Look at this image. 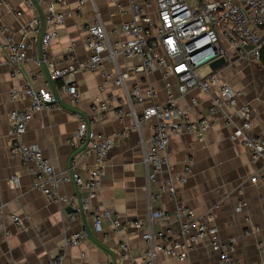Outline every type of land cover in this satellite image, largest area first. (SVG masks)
Instances as JSON below:
<instances>
[{
  "label": "crops",
  "instance_id": "crops-1",
  "mask_svg": "<svg viewBox=\"0 0 264 264\" xmlns=\"http://www.w3.org/2000/svg\"><path fill=\"white\" fill-rule=\"evenodd\" d=\"M4 1L0 5V22L7 29V34L20 39L22 27L36 16V12L22 0ZM136 1L144 5V0ZM77 2L69 0L68 9L75 10ZM95 5L111 39L116 40L117 37L112 35L115 29L132 19L129 0H96ZM94 7L84 5L81 12H75L58 29L50 54L61 65L71 61L72 48L79 62L89 58L85 48L86 30L95 19ZM18 11L22 16L16 15ZM149 11L155 16L153 7H149ZM6 36V33L0 32V214L3 216L0 222V264H48L50 259L62 253L66 239L81 230H89L90 235L78 246L67 250L64 264H133L148 249L142 237L146 230L134 229L133 223L140 220L144 222L145 229L149 228L156 234L163 233L168 239L179 238L183 219L174 216L166 220L151 218V213L157 209L173 213L178 204L190 208L197 220H204L213 214L220 239L223 242L232 237L237 239L234 259L240 264H262L263 249L260 245L264 243V182L252 183L251 179H260L264 160L252 161L248 149L240 141L231 139L232 130L224 123V112L209 117L211 97L197 89L178 98V104L194 119L209 117L214 125L204 138L191 133L174 135L167 150L169 166L157 176L155 183L148 181V169L142 161L143 146L153 136L154 122H143L140 131L130 129L131 121L126 119L121 122L114 112L117 103L109 102L110 110L95 123L93 129L96 133L116 138L104 167L100 192L90 200L88 209H84L83 214L69 213L68 206L51 202L35 190L33 175L28 167L19 158L10 155L9 113L26 108L29 102L10 101L11 89L24 87L25 78L24 74L15 75V68L1 50ZM120 39L124 40L123 36ZM36 56L37 46L34 45L28 52L29 60L24 72L32 75L37 86H43L50 82L49 75L44 67L36 66L33 61ZM137 62L118 57V67L122 71ZM103 69L115 75L113 64L105 62ZM219 71L221 80L240 92L237 105L228 109L233 121L242 123V108L249 105L252 109V133L264 138V62L250 65L228 63ZM76 79L81 93L76 109L64 100L54 110L35 115L23 137L25 143L38 144L44 157L51 161L58 173L63 174L69 171L71 160L77 159L76 149L69 144L70 137L78 129L77 112L90 116L94 101L106 99L111 93L120 98L124 94L123 89L113 82L102 90L104 79L101 70L81 71ZM134 84H140L142 89L151 84L157 92L156 101H165L166 93L159 70L151 72L148 77L132 75L127 79L126 86L130 88ZM193 99L197 103L194 104ZM142 111V106L135 107L136 113ZM126 128H129L128 132ZM94 162L93 154L79 159L78 171L83 177L88 176L87 172ZM188 166L189 172L182 182ZM14 175L21 177L18 187H11L8 183ZM169 183L177 188L176 199L160 192L162 185ZM61 190L63 194L77 198L88 195L86 190L78 191L72 183L64 184ZM106 212L111 219L104 215ZM14 215L20 217L21 227L13 222ZM98 215L103 216V226L100 232H95L93 222ZM116 217L122 223L120 227L113 225ZM255 228L259 231L245 235V231ZM191 232L194 233L195 229ZM124 243L129 246L127 253L121 247ZM192 245L193 250L187 259L160 254L155 264H220L209 237Z\"/></svg>",
  "mask_w": 264,
  "mask_h": 264
},
{
  "label": "built area",
  "instance_id": "built-area-1",
  "mask_svg": "<svg viewBox=\"0 0 264 264\" xmlns=\"http://www.w3.org/2000/svg\"><path fill=\"white\" fill-rule=\"evenodd\" d=\"M22 1L36 12V16L22 27L20 39L7 34V29L0 22V32L7 35L1 50L9 64L15 68V75L24 74L25 78L24 87L11 89L10 101L29 102L26 108L14 109L9 113L10 155L19 158L28 167L33 175V188L49 201L71 207L76 214H80V206L83 210L88 209L90 200L98 196L104 167L116 136L96 133L93 126L108 113L109 102L117 103L114 112L121 122L126 119L131 121L130 129L140 131L143 122H154L151 140L147 145L142 142V161L148 169L150 183H155L157 176L169 166L167 150L172 137L191 133L204 138L214 125L209 117H214L219 112H224V123L232 130L231 139L240 141L248 149L252 161L264 160V138L252 133L251 107L247 104L243 106L242 123L236 124L233 121L228 109L237 105L240 92L228 82L222 81L221 70L219 71L228 63L250 65L264 62V0H144L143 6L136 0H129L132 19L115 29L112 35L117 37L116 40L111 39L100 20L96 0H78L75 10L68 9L69 0ZM4 3V0H0V5ZM86 4L95 6V19L86 30L85 48L89 58L79 62L74 57L72 48L71 61L61 65L50 54L51 44L58 37V29L66 19L75 12H81ZM149 7L155 9V21ZM16 15L20 17L22 13L18 11ZM34 45L37 46V56L33 61L36 66L44 67L49 75L50 82L43 86H37L32 75L24 72V66L29 60L28 52ZM119 56L138 62L122 71L118 67ZM222 58L226 61L224 66L212 70L211 64ZM105 62L113 64L115 75L103 69ZM205 68L209 72L201 71ZM99 70L104 79L102 90H106V86L113 82L123 89V97L111 93L106 99L94 101L90 116L74 111L77 112L78 129L70 137L69 144L76 149L77 159L71 160L67 173H58L51 161L44 157L38 144L24 142L28 124L35 115L59 107V100L62 104L66 100L68 106L76 109L81 96L77 74L81 71ZM155 70L161 72L165 101H156L157 92L151 84L146 89H142L140 84H134L130 88L126 86L127 79L132 75L148 77ZM195 89L211 97L209 117L194 119L179 106L178 98ZM193 103H197L196 99H193ZM136 106L143 107L142 113L135 112ZM87 154H93L95 162L88 170V176L83 177L78 171L79 159ZM189 169V166L185 169L182 182L186 180ZM20 181V175H14L9 178L8 183L11 187H18ZM251 182H264V169L260 179L253 177ZM66 183H72L78 191L86 190L87 197L77 198L63 194L61 189ZM160 192L177 198L175 184L162 185ZM104 215L111 219L108 212ZM171 216L183 219L179 238L168 239L163 233L156 234L149 228L145 229L144 222L140 220L133 223L134 229L146 230L142 237L148 244L141 259L133 264H155L160 254L185 260L193 250L192 244L205 237L210 238L211 248L218 254L220 264H240L234 259L237 239L232 237L227 242L220 239L213 223V214H209L204 220H197L194 212L183 204H178L173 213L162 209L151 213L153 219L166 220ZM2 218L0 214V222ZM12 220L21 227L19 216H12ZM102 221L103 216L95 217V232L102 230ZM112 222L115 227L122 224L117 217ZM193 228L194 233L191 232ZM254 231L259 230L255 228L245 231V235ZM88 236L85 230L71 234L66 239L62 253L50 259L48 264H64L67 250L78 246ZM260 246L263 249L264 264V243ZM121 247L125 253L129 251L126 243Z\"/></svg>",
  "mask_w": 264,
  "mask_h": 264
},
{
  "label": "water",
  "instance_id": "water-1",
  "mask_svg": "<svg viewBox=\"0 0 264 264\" xmlns=\"http://www.w3.org/2000/svg\"><path fill=\"white\" fill-rule=\"evenodd\" d=\"M225 63H226V61H225L224 58L219 59V60H217V61H215L214 63L211 64V68H212V70H217L220 67L224 66ZM59 102H60V104H62V101L61 100H59ZM67 211L69 213H75V210L73 208H71V207H68L67 208ZM80 212H81V214L84 213V210H83L82 206H80ZM87 232L90 235L89 230H87Z\"/></svg>",
  "mask_w": 264,
  "mask_h": 264
},
{
  "label": "rangeland",
  "instance_id": "rangeland-1",
  "mask_svg": "<svg viewBox=\"0 0 264 264\" xmlns=\"http://www.w3.org/2000/svg\"><path fill=\"white\" fill-rule=\"evenodd\" d=\"M153 20L155 21L156 20V15L155 16H153ZM207 68H205V69H203V70H201V71H205Z\"/></svg>",
  "mask_w": 264,
  "mask_h": 264
},
{
  "label": "trees",
  "instance_id": "trees-1",
  "mask_svg": "<svg viewBox=\"0 0 264 264\" xmlns=\"http://www.w3.org/2000/svg\"><path fill=\"white\" fill-rule=\"evenodd\" d=\"M263 60H264V57H263Z\"/></svg>",
  "mask_w": 264,
  "mask_h": 264
}]
</instances>
